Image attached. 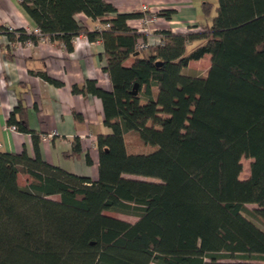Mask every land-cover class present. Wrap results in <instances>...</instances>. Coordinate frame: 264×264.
Listing matches in <instances>:
<instances>
[{"label": "trees", "instance_id": "obj_1", "mask_svg": "<svg viewBox=\"0 0 264 264\" xmlns=\"http://www.w3.org/2000/svg\"><path fill=\"white\" fill-rule=\"evenodd\" d=\"M23 7L43 38L69 52L79 35L103 41L112 90L90 80L73 91L102 101L110 131L97 138L94 181L43 161L41 136L17 119L22 105L14 109L8 125L33 136L36 154L0 151V264H264V0H217L215 16L207 3L209 23L157 33L155 44L128 26L142 14H120L105 0ZM78 14L116 17L92 32ZM0 32L9 42L41 39ZM207 57L206 74L186 73ZM130 136L156 150L129 154ZM81 153L76 138L70 156ZM243 158L253 160L246 180Z\"/></svg>", "mask_w": 264, "mask_h": 264}, {"label": "crops", "instance_id": "obj_2", "mask_svg": "<svg viewBox=\"0 0 264 264\" xmlns=\"http://www.w3.org/2000/svg\"><path fill=\"white\" fill-rule=\"evenodd\" d=\"M120 14H142L141 0H105ZM210 3L216 14L217 0H147L154 14L169 12L170 17L159 16L157 23L144 27L141 18L128 21V26L145 33L149 41L157 40V33L171 30L186 33L192 27L209 23L204 6ZM213 13V12H212ZM110 14L96 20L85 14H78L79 20L89 31L106 28L107 20L114 19ZM0 26L35 33V22L23 7V1L0 0ZM17 42H9L2 37L0 51V151L14 154L26 152L35 157V146L31 134L8 130L10 114L20 104L23 114L17 115L24 125L41 136L40 156L46 163L60 167L80 177L94 181L99 179V152L97 138L109 133L104 125L102 101L95 96L75 93L74 87H83L87 81L97 82L98 87L111 91L112 83L107 73L105 46L101 39L90 41L85 35L73 40L72 52L65 46L50 39L33 42L30 47L19 48ZM210 59L207 57L205 60ZM203 60V61H205ZM133 59L126 62L131 65ZM211 64V62H210ZM46 73L61 85H54L40 75ZM52 138L43 139L49 135ZM81 141L82 153L70 156L73 142ZM129 154H141L129 152ZM87 158L91 160L88 163ZM19 183L26 186L30 181L27 175ZM23 180V182H21Z\"/></svg>", "mask_w": 264, "mask_h": 264}, {"label": "rangeland", "instance_id": "obj_3", "mask_svg": "<svg viewBox=\"0 0 264 264\" xmlns=\"http://www.w3.org/2000/svg\"><path fill=\"white\" fill-rule=\"evenodd\" d=\"M212 12L213 13H211V14H214V9H213ZM209 68H210V60L207 59V60L201 61L199 63H191L190 64V68H189L188 71H186V73L189 74V75H199L200 76V75L206 74V72L209 70ZM127 145H128L129 152H134V153L145 154V153L154 152L156 150V148H153V147H150V146L139 145L136 142L135 137H132V136L127 138ZM241 163L243 165V171H242V173L240 175V179L241 180H246V179H248L250 177V167H251V164L253 163V160L252 159H248V158H243ZM21 177H24V175L22 174ZM21 182H23V180H21ZM29 183H30V181L28 182V184ZM52 199L59 201L60 197L59 196H54V197H52ZM247 207H248V209H255L256 208V206H254V205H248ZM106 214L109 215V216H112L114 218L127 221L129 223H135L138 220L134 216H129V215L120 214V213L106 212ZM254 221L258 225H260V223L258 221H256L255 219H254ZM260 226L263 228L262 225H260ZM222 261L229 262L231 260L230 259H223Z\"/></svg>", "mask_w": 264, "mask_h": 264}, {"label": "built area", "instance_id": "obj_4", "mask_svg": "<svg viewBox=\"0 0 264 264\" xmlns=\"http://www.w3.org/2000/svg\"><path fill=\"white\" fill-rule=\"evenodd\" d=\"M19 1H23V0H19ZM142 1V6H141V11L143 13V16L141 18V21H142V24L144 25V27H151L152 25H154L155 23L158 22L159 20V16L157 14H154L149 5L147 4V0H141ZM108 27V25L106 26ZM10 31H12V29H9ZM35 33L39 36H41V39L40 40H45L46 38H43L42 37V34L40 32L39 29H37L35 31ZM5 36L4 34H2L0 32V51H1V47H2V37ZM150 44H155V43H160V38L158 37L157 40H155L154 42L152 41H149ZM19 48H24V47H30L33 45V42L31 41H26V42H17ZM145 45H141L139 46V49H145ZM8 130H11V131H17V128L16 126H9L7 127ZM56 134H53V135H49L47 136L46 138L43 137L44 140H47L49 138H52L53 136H55Z\"/></svg>", "mask_w": 264, "mask_h": 264}, {"label": "water", "instance_id": "obj_5", "mask_svg": "<svg viewBox=\"0 0 264 264\" xmlns=\"http://www.w3.org/2000/svg\"><path fill=\"white\" fill-rule=\"evenodd\" d=\"M160 63H158V65H159ZM138 92H137V86L135 87V91H134V93L133 94H137Z\"/></svg>", "mask_w": 264, "mask_h": 264}]
</instances>
